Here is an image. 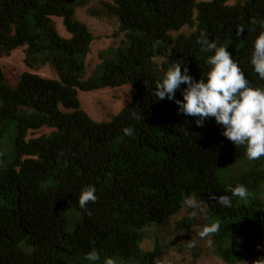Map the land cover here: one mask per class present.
I'll list each match as a JSON object with an SVG mask.
<instances>
[{
	"label": "trees",
	"instance_id": "1",
	"mask_svg": "<svg viewBox=\"0 0 264 264\" xmlns=\"http://www.w3.org/2000/svg\"><path fill=\"white\" fill-rule=\"evenodd\" d=\"M99 1L119 18L130 46L111 50L84 81L95 37L75 18L72 0H0V58L24 47L27 68L49 65L59 76L25 72L12 88L0 65V133L14 120L18 127L11 161L0 146V264H104L106 258L163 264L164 229L185 209L186 197L205 206L206 225H220L208 236L217 257L224 264H250L264 249V157L224 181L221 171L247 158L245 148L225 138L212 117L203 127L196 125L198 117H176L175 102L159 100L155 91L173 63H185L196 80L207 73L213 53L201 51L202 33L228 48L252 87L264 88L251 65L261 31L252 20L264 19V0L233 6L229 0ZM54 17L63 19L70 38L58 33ZM184 27L194 31L174 39L172 33ZM128 84L136 89L133 100L111 121H95L83 110L80 91ZM176 98L182 99L180 90ZM44 128L53 131L27 139ZM238 184L247 187L246 199L233 197L231 207L213 199L231 196L227 188ZM86 186H95L97 200L82 209L79 195ZM65 200L83 215L74 232L67 228ZM195 218L184 217L178 228L190 232ZM154 228L153 245L143 249ZM93 249L99 261L86 259Z\"/></svg>",
	"mask_w": 264,
	"mask_h": 264
},
{
	"label": "rangeland",
	"instance_id": "2",
	"mask_svg": "<svg viewBox=\"0 0 264 264\" xmlns=\"http://www.w3.org/2000/svg\"><path fill=\"white\" fill-rule=\"evenodd\" d=\"M81 2H83L82 5H80ZM244 2L245 0H229L227 4L233 6ZM71 5L76 8L75 18L84 23L95 37L91 52L86 58L87 69L83 80L88 81L96 74L97 68L104 61V58L111 56V50L118 51L122 49L126 51L130 46V42L125 33L120 31L119 18L112 14L99 0H72ZM53 20L58 33L62 37L70 38L71 34L65 29L63 19L54 17ZM193 31L194 27H184L182 30L172 34L174 39H177L180 35H190ZM24 61V47L18 48L9 56L0 58V65L4 70L6 83L12 88L17 87L25 72H34L54 80L59 79L54 67L48 65L39 71H33L27 68ZM157 61L162 64L163 58H159ZM135 92L134 86L128 84L117 88H106L89 92L80 91L79 97L83 110L92 119L98 122H109L132 102ZM68 112L73 111L68 110ZM174 115L180 118L183 117V114L181 115L178 110L175 111ZM52 131V129L44 128L36 132H29L27 139L50 134ZM17 137V120L9 124L4 134L0 133V146L8 161H11L15 156ZM255 161L248 158L240 160L221 171L220 177L226 182H231L250 170L255 165ZM259 193V196H264V187L261 188ZM64 207L67 210V228L69 232H74L83 223V215L67 200H65ZM191 211L193 209L186 206L180 214L173 216L169 220L164 229L167 248L163 254V264H224L215 254L209 237L200 236V232L206 225V208L204 205L198 204V214L195 218L196 224L190 232L185 233L184 228H178L179 222L190 215ZM157 230L158 228H154L146 232V238L142 244L143 249H149L153 245ZM186 243L191 244L187 246ZM250 264H264V249L253 258Z\"/></svg>",
	"mask_w": 264,
	"mask_h": 264
},
{
	"label": "clouds",
	"instance_id": "3",
	"mask_svg": "<svg viewBox=\"0 0 264 264\" xmlns=\"http://www.w3.org/2000/svg\"><path fill=\"white\" fill-rule=\"evenodd\" d=\"M252 24L259 25L261 31L253 43L251 65L259 78L264 80V19L253 18ZM240 31L242 35L244 30ZM199 43L202 52L213 53L207 57V73L196 80L185 63H173L162 81L156 83V96L159 100L167 98L175 102L180 114L198 117V127H203L207 118H214L224 129L222 135L235 145L243 146L249 160L264 157V88L251 86L228 48L209 40L204 33L201 34ZM178 90L181 91L182 99L176 98ZM123 131L125 135H132L133 130L125 128ZM227 191L232 195H221L213 199L222 206L231 207L233 197L244 200L249 196V191L243 184L229 186ZM95 193V186H86L79 195V207L86 209L89 202L94 203L97 200ZM182 203L193 209L190 216L195 218L198 214L197 201L186 197ZM219 228L218 223L205 225L200 236L207 237L216 233ZM86 259L99 261L100 254L93 249ZM104 264H116V261L106 258ZM155 264H160V260L157 259Z\"/></svg>",
	"mask_w": 264,
	"mask_h": 264
}]
</instances>
